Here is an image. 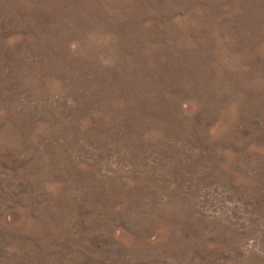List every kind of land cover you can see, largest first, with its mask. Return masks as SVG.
<instances>
[{"label":"rangeland","instance_id":"rangeland-1","mask_svg":"<svg viewBox=\"0 0 264 264\" xmlns=\"http://www.w3.org/2000/svg\"><path fill=\"white\" fill-rule=\"evenodd\" d=\"M0 264H264V0H0Z\"/></svg>","mask_w":264,"mask_h":264}]
</instances>
